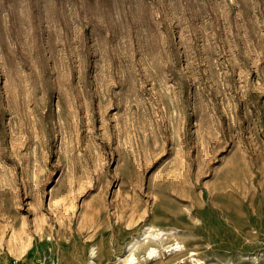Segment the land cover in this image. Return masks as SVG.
<instances>
[{"label": "rangeland", "instance_id": "obj_1", "mask_svg": "<svg viewBox=\"0 0 264 264\" xmlns=\"http://www.w3.org/2000/svg\"><path fill=\"white\" fill-rule=\"evenodd\" d=\"M149 225L132 264H264V0H0V264Z\"/></svg>", "mask_w": 264, "mask_h": 264}, {"label": "bare ground", "instance_id": "obj_2", "mask_svg": "<svg viewBox=\"0 0 264 264\" xmlns=\"http://www.w3.org/2000/svg\"><path fill=\"white\" fill-rule=\"evenodd\" d=\"M154 227V225H149L148 227H146V229L143 231L142 234H140L138 237H136L133 242L130 244L129 248H128V252L126 255H124L122 258L124 261L122 264H132V262L136 259L135 253H134V249L136 247V245L142 241L145 240L146 238H149L150 235L153 236L155 234L151 233L152 228ZM156 234H164L162 233V231H159ZM176 247H181V245H179L177 243ZM149 254H152L154 252H156V247H151L149 250ZM202 262L199 261L198 264H201Z\"/></svg>", "mask_w": 264, "mask_h": 264}]
</instances>
